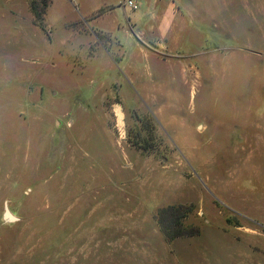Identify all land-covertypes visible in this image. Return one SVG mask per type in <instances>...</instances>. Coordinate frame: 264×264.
<instances>
[{
  "label": "rangeland",
  "instance_id": "obj_1",
  "mask_svg": "<svg viewBox=\"0 0 264 264\" xmlns=\"http://www.w3.org/2000/svg\"><path fill=\"white\" fill-rule=\"evenodd\" d=\"M166 1L183 23L168 54L201 72L174 127L131 86L96 96L87 31L110 42L86 0H50L42 26L29 0H0V264H264V0ZM104 2L121 31L139 12ZM147 115L144 152L130 140ZM172 206L193 207L184 226L198 236L166 241L155 215ZM146 235L148 261L115 250Z\"/></svg>",
  "mask_w": 264,
  "mask_h": 264
},
{
  "label": "crops",
  "instance_id": "obj_2",
  "mask_svg": "<svg viewBox=\"0 0 264 264\" xmlns=\"http://www.w3.org/2000/svg\"><path fill=\"white\" fill-rule=\"evenodd\" d=\"M104 1L86 0L90 5H87L85 14L92 21L96 36L104 35L110 42L108 48L100 42L104 47L102 48L96 37L87 31L89 39L82 53L85 54V60L81 69L83 75L96 74L95 78L100 82L96 96L108 98V92H112L122 98L124 88L131 86L147 100H163L162 103L158 102V108L154 112L158 120L172 127L186 124V119L181 115L180 102L186 92L194 96L196 84L201 82V72L197 70L196 64L172 58L168 54L169 51L177 50L179 26L183 24L174 5L166 0H136L140 6L139 12L133 16V22L128 21L130 27L121 31L117 27L118 22L115 19L111 21L112 15L103 14L105 9L112 12V5ZM134 28L140 30L142 45L134 43ZM117 57L120 58L119 61ZM106 134L111 136L110 131H106ZM191 145L195 146V143ZM123 239L124 242L129 241L131 246L122 245L121 239L115 241L120 243L115 250L136 254L138 260L148 261L156 252V238L153 236H131Z\"/></svg>",
  "mask_w": 264,
  "mask_h": 264
},
{
  "label": "trees",
  "instance_id": "obj_3",
  "mask_svg": "<svg viewBox=\"0 0 264 264\" xmlns=\"http://www.w3.org/2000/svg\"><path fill=\"white\" fill-rule=\"evenodd\" d=\"M50 6V0H29L30 11L35 18V22L42 26L44 16ZM140 124V132H138L132 145L141 151H154V140L157 137L156 120L153 115H147L142 118H137ZM145 138L142 140V134ZM193 207L172 206L160 209L155 215V221L160 227L167 242H173L176 239L184 237H195L200 234L198 228H187L184 226V221L192 213Z\"/></svg>",
  "mask_w": 264,
  "mask_h": 264
},
{
  "label": "built area",
  "instance_id": "obj_4",
  "mask_svg": "<svg viewBox=\"0 0 264 264\" xmlns=\"http://www.w3.org/2000/svg\"><path fill=\"white\" fill-rule=\"evenodd\" d=\"M124 6H128V7L132 8L133 10L139 9V5H138L137 1H135V0H125Z\"/></svg>",
  "mask_w": 264,
  "mask_h": 264
},
{
  "label": "water",
  "instance_id": "obj_5",
  "mask_svg": "<svg viewBox=\"0 0 264 264\" xmlns=\"http://www.w3.org/2000/svg\"><path fill=\"white\" fill-rule=\"evenodd\" d=\"M5 217L11 221L15 220V218L10 214L9 211H6Z\"/></svg>",
  "mask_w": 264,
  "mask_h": 264
},
{
  "label": "bare ground",
  "instance_id": "obj_6",
  "mask_svg": "<svg viewBox=\"0 0 264 264\" xmlns=\"http://www.w3.org/2000/svg\"><path fill=\"white\" fill-rule=\"evenodd\" d=\"M120 123L122 124V121L120 120Z\"/></svg>",
  "mask_w": 264,
  "mask_h": 264
}]
</instances>
